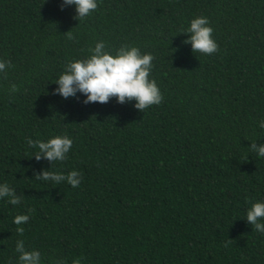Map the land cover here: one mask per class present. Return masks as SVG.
I'll return each mask as SVG.
<instances>
[{
	"label": "trees",
	"instance_id": "16d2710c",
	"mask_svg": "<svg viewBox=\"0 0 264 264\" xmlns=\"http://www.w3.org/2000/svg\"><path fill=\"white\" fill-rule=\"evenodd\" d=\"M59 3L0 0V59L12 65L0 73V183L21 196L0 199V264H18V239L42 264H264V236L243 219L264 201V157L248 149L264 143V0H98L78 22ZM200 15L211 55L179 34ZM101 40L153 55L159 105L53 94L63 66ZM54 135L72 139L67 158L37 161L26 140ZM47 168L81 183L37 180Z\"/></svg>",
	"mask_w": 264,
	"mask_h": 264
},
{
	"label": "clouds",
	"instance_id": "9594fccd",
	"mask_svg": "<svg viewBox=\"0 0 264 264\" xmlns=\"http://www.w3.org/2000/svg\"><path fill=\"white\" fill-rule=\"evenodd\" d=\"M58 7L74 9V19L78 22L95 12L98 0H60ZM213 29L206 16L193 17L188 26L179 34H184V44L190 45L191 51L204 55H211L218 50L214 40ZM68 38L72 39L71 33ZM88 55L84 59L68 61L62 72L54 81L56 87L54 95L62 99L77 98V94L83 99V104H105L111 98L118 104L132 103V106L141 112L152 105H159L163 99L160 89L154 79L150 78L154 57L151 53H142L139 48L122 44L114 51L108 50L104 41H97L89 48ZM11 63L6 59H0V73H5L11 68ZM17 90L15 84L9 86L8 91L14 93ZM257 126L264 129V118L257 121ZM30 148L37 151L32 155L37 161L47 160L52 162L64 161L72 147V139L67 135H54L47 140H26ZM250 152H254L258 158L264 157V143L251 142L248 145ZM37 180L51 181L55 183L66 182L72 188L80 185L82 175L71 170L67 174L51 172L48 168L42 169L34 175ZM0 199H7L13 206L21 202V196L6 182L0 183ZM27 214L16 215L12 223L17 225L16 231L22 234L24 229L19 225L27 223ZM251 229L264 236V201L251 203L245 210L243 218ZM18 264H42L41 253L38 250H26L24 241L18 239L15 244ZM57 264H65L63 260Z\"/></svg>",
	"mask_w": 264,
	"mask_h": 264
}]
</instances>
